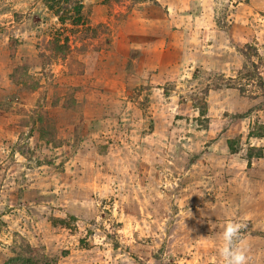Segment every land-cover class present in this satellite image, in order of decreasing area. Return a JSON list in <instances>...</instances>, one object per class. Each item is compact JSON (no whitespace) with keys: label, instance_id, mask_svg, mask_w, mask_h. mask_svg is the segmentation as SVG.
<instances>
[{"label":"rangeland","instance_id":"obj_1","mask_svg":"<svg viewBox=\"0 0 264 264\" xmlns=\"http://www.w3.org/2000/svg\"><path fill=\"white\" fill-rule=\"evenodd\" d=\"M229 221L264 264V0H0V264H224Z\"/></svg>","mask_w":264,"mask_h":264},{"label":"clouds","instance_id":"obj_2","mask_svg":"<svg viewBox=\"0 0 264 264\" xmlns=\"http://www.w3.org/2000/svg\"><path fill=\"white\" fill-rule=\"evenodd\" d=\"M191 214L189 213V216ZM244 225L229 221L221 234L223 246L219 250L224 264H248L247 251L240 244V235Z\"/></svg>","mask_w":264,"mask_h":264}]
</instances>
